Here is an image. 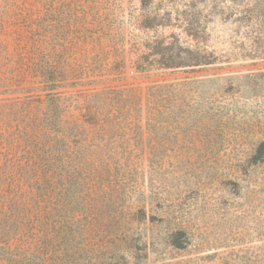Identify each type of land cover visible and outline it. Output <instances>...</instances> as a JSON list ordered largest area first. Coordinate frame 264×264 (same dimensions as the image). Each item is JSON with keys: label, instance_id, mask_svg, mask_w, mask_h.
I'll return each mask as SVG.
<instances>
[{"label": "rangeland", "instance_id": "rangeland-1", "mask_svg": "<svg viewBox=\"0 0 264 264\" xmlns=\"http://www.w3.org/2000/svg\"><path fill=\"white\" fill-rule=\"evenodd\" d=\"M144 1L0 0V264H264V61Z\"/></svg>", "mask_w": 264, "mask_h": 264}, {"label": "trees", "instance_id": "trees-1", "mask_svg": "<svg viewBox=\"0 0 264 264\" xmlns=\"http://www.w3.org/2000/svg\"><path fill=\"white\" fill-rule=\"evenodd\" d=\"M229 2L232 23L237 26V29L244 30L241 34L244 42L240 46V56L264 61V0H229ZM145 4L146 2L142 0V6ZM161 55L166 58L163 63L165 67L200 66L213 63L216 59L213 53L189 47H182L175 52L169 47Z\"/></svg>", "mask_w": 264, "mask_h": 264}]
</instances>
